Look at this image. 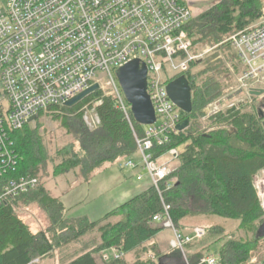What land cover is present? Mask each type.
Listing matches in <instances>:
<instances>
[{
  "label": "trees",
  "instance_id": "trees-1",
  "mask_svg": "<svg viewBox=\"0 0 264 264\" xmlns=\"http://www.w3.org/2000/svg\"><path fill=\"white\" fill-rule=\"evenodd\" d=\"M262 19L264 0H222L193 19L185 32L192 52L196 53L203 46H223L228 36ZM200 63L203 62L193 64L189 73L166 81L168 85L180 76L187 78L192 89L193 111L191 114L181 111V117L182 121L189 119L191 124L186 131L173 135L166 146L156 148L154 156L161 158L172 150L179 154L171 177L175 187L165 190L164 196L172 206L175 226L183 234L193 232L190 219L212 217L239 222L237 230L252 236L245 241L235 237L236 234H225L226 229L221 225L205 227L207 240L186 248L187 262L201 264L212 245L219 243L221 264H247L250 254L263 239L258 237V231L264 222V210L254 187L255 175L264 169V119L258 112L262 106L257 104V97L249 95L253 101L250 106L221 113L215 120L217 124L233 126L232 134L227 130L204 134L199 123L203 110L230 89L226 92L229 86L220 80L227 76L221 61L208 63L206 69L194 74V67ZM93 101H102L97 108L101 125L90 131L79 112ZM53 117L71 133L74 141L56 149L52 155L43 144L39 124L36 128L27 124L10 134L18 161L14 176L30 174L39 179L41 187L34 194L8 200L0 209V264H39L46 260L55 264H99L96 255L108 250H117L121 257L104 264L180 261L183 257L180 250H164L158 241L164 229L156 226L153 218L162 211V205L153 187L98 221L87 217L66 218L65 205L46 188L50 175L66 178L72 173H81L89 182L116 164L135 158V134L116 108L115 99L99 91L75 108L64 107L62 114ZM133 124L142 137L143 127L135 120ZM67 185L68 191L74 188V184ZM33 206L47 213L50 222L37 232L23 219ZM148 254L154 259L144 262L143 257Z\"/></svg>",
  "mask_w": 264,
  "mask_h": 264
},
{
  "label": "built area",
  "instance_id": "built-area-1",
  "mask_svg": "<svg viewBox=\"0 0 264 264\" xmlns=\"http://www.w3.org/2000/svg\"><path fill=\"white\" fill-rule=\"evenodd\" d=\"M193 19L191 0H0V209L40 187L39 179L30 174L14 176L18 161L10 134L35 116L62 114L69 100L98 84L106 97L115 99L135 134L139 159H127L122 167L139 170L137 180L148 177L157 191L162 211L153 222L173 232L172 248L184 256L188 246L203 243L206 228L186 235L175 226L172 206L164 196L175 187L174 170L171 161H162L166 155L154 156L156 148L179 133L182 122L166 81L189 73L208 53L192 52L185 27ZM227 42L242 67L237 98L211 103L206 119L235 107L234 101L253 90H264V21ZM135 60L147 66V91L156 115L155 124L142 126V137L135 131L132 107L117 78V72ZM101 105L102 101L91 102L79 112L90 130L101 125ZM167 155L174 160L179 154L172 150ZM112 252V258L103 255L105 261L121 257L117 250ZM219 263L209 254L201 259V264Z\"/></svg>",
  "mask_w": 264,
  "mask_h": 264
},
{
  "label": "rangeland",
  "instance_id": "rangeland-1",
  "mask_svg": "<svg viewBox=\"0 0 264 264\" xmlns=\"http://www.w3.org/2000/svg\"><path fill=\"white\" fill-rule=\"evenodd\" d=\"M222 0H191L195 4V18L202 15L205 11L209 10L216 4L220 3ZM264 19L258 21L257 23L249 26L245 30L252 28L258 24H260ZM243 30V31H245ZM233 33L228 36V38L223 43L224 45L219 46H203L198 50L200 51H208L206 56L203 59V63H200L198 67H194L193 73L196 74L208 67V63L214 64L215 62H222L223 67L227 71V76L224 79H220L221 81L225 80V84H227V91L230 89L228 93H225L219 99H230L237 98L236 91L239 88L238 78L242 73V67L236 60L234 53L232 51L230 43H226L228 39L234 37L240 32ZM224 47V48H223ZM214 58V59H213ZM229 80V82H228ZM104 96H106L104 91H101ZM257 104L261 105V109L264 111V97H257ZM218 99V100H219ZM235 100V99H234ZM232 102V101H231ZM235 107L229 108L225 107L224 112L222 114L228 112L233 109H241L243 107L250 106L253 101L250 98L240 97L238 100L234 101ZM92 103H96L93 101ZM207 108L203 110L202 115L199 117V123L201 131L204 134L213 133L219 130H235V128L231 125H223L215 123L216 117H211L206 119L207 116ZM84 117V115H82ZM52 113L43 114L38 120L31 123L35 128L37 124L39 127V134L42 138L43 144L47 148L50 155L54 154L56 149L62 148L66 144L74 141V137L71 133L65 130L59 121L53 119ZM72 119V118H71ZM84 121V118H82ZM37 122V123H36ZM84 124L87 129L85 121ZM90 130V129H89ZM93 131V130H90ZM181 151V149L179 150ZM135 159L138 160L139 156L136 154ZM162 161L169 162L171 168L174 170L177 167L176 159L172 160V157L166 155ZM123 166V163L120 162L116 164L111 169L102 172L99 176L97 175L89 182H86L82 177V174L77 175L76 173H72L66 178H54L52 175L46 180V188L52 191L55 197H58L61 201H63L67 207L65 212V217L68 219H78L87 217L91 221H98L102 217H104L109 212L115 210L121 205L127 203L128 201L134 199L136 196L143 194L146 190L151 187L150 181L148 177H145L143 181H138L137 176L140 173L139 170L132 171L127 170ZM51 174H52V166ZM80 177H82L83 184L79 183ZM79 179V180H78ZM262 181H264V169L259 171L254 177V187L257 191V195L261 201L262 208L264 210V200L262 196ZM67 183L69 185L74 184L73 189H69ZM41 187V186H40ZM40 187L38 190H40ZM140 189L139 192H135L136 189ZM35 192L31 193L34 194ZM30 195V194H29ZM24 221L30 226L33 232H37L39 228L46 227L50 224L47 213L43 210L36 208L33 206L29 212L24 214ZM212 217H197L189 220V223L192 225H201L204 227H209L213 225H221L226 229L225 234L235 235L238 239H243L245 241H249L252 236L244 231L237 230L239 226V222H234L228 219L214 218ZM235 232V233H234ZM164 239H171V233L169 231H163L161 235ZM219 236V235H218ZM217 236V237H218ZM222 236V235H221ZM213 241V240H212ZM172 242V241H171ZM113 250L105 251V256L112 258ZM220 244L216 243L212 245L209 253L206 255H212L213 257L219 258ZM104 253H100L96 255V260L99 264H104L105 260L103 258ZM109 258V260H110ZM154 257L152 254H148L143 257L144 262H151ZM108 260V261H109ZM39 262V260H37ZM167 262V261H165ZM183 262V263H182ZM170 264H189L187 262L186 257L183 254V257L180 261L172 260ZM247 264H264V238L257 245L256 249L250 254V259Z\"/></svg>",
  "mask_w": 264,
  "mask_h": 264
},
{
  "label": "water",
  "instance_id": "water-1",
  "mask_svg": "<svg viewBox=\"0 0 264 264\" xmlns=\"http://www.w3.org/2000/svg\"><path fill=\"white\" fill-rule=\"evenodd\" d=\"M148 70L144 63L139 60L132 61L117 72L119 84L127 101L132 107L135 121L141 126L153 125L156 122L155 109L147 91ZM100 91L98 84L69 100L66 108H75L91 95ZM168 96L171 101L184 113L191 114L193 111L192 89L185 76H180L167 85ZM252 96L263 97L264 90H253ZM260 118L264 119V111L258 110ZM37 116L29 120V124L37 120ZM190 120L182 121L177 129L184 132L190 127ZM258 237L264 238V222L258 231Z\"/></svg>",
  "mask_w": 264,
  "mask_h": 264
},
{
  "label": "crops",
  "instance_id": "crops-1",
  "mask_svg": "<svg viewBox=\"0 0 264 264\" xmlns=\"http://www.w3.org/2000/svg\"><path fill=\"white\" fill-rule=\"evenodd\" d=\"M101 173H99L98 174V176L100 175ZM140 191V189L138 188V189H136V191L135 192H139ZM139 196V195H138ZM137 197V196H136ZM63 202V201H62ZM63 204L65 205V203L63 202ZM65 208L67 209V207H66V205H65ZM103 218V217H102ZM101 218V219H102ZM100 220V219H99ZM155 224V223H154ZM156 226H159L158 224H155ZM189 226L191 227V228H197V227H204V226H201V225H197V224H195V225H192V224H190L189 223ZM159 227H161V226H159ZM162 228V227H161ZM205 228V227H204ZM164 229V228H163ZM193 229V230H194ZM164 231H169L170 233H171V239H168V240H166V239H164L161 235L163 234V232L159 235V237H158V241L162 244V247H163V249L164 250H168V251H170L171 250V248H172V243H173V232L171 231V230H169V229H164ZM207 240V239H206ZM172 241V242H171ZM197 247H199V246H197ZM173 249V248H172ZM174 250V249H173ZM104 255H105V253H104ZM39 264H55L54 263V261H52V260H46V261H44V262H42V263H39ZM219 264H221V263H219Z\"/></svg>",
  "mask_w": 264,
  "mask_h": 264
},
{
  "label": "bare ground",
  "instance_id": "bare-ground-1",
  "mask_svg": "<svg viewBox=\"0 0 264 264\" xmlns=\"http://www.w3.org/2000/svg\"><path fill=\"white\" fill-rule=\"evenodd\" d=\"M262 196H263V200H264V181H262Z\"/></svg>",
  "mask_w": 264,
  "mask_h": 264
}]
</instances>
